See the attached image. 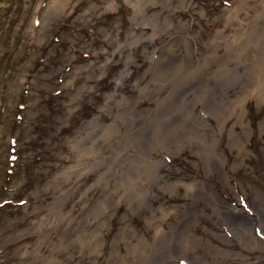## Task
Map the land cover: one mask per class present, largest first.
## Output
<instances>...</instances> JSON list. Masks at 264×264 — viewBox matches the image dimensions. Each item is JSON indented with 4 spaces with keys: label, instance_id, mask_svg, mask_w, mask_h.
<instances>
[{
    "label": "rangeland",
    "instance_id": "1",
    "mask_svg": "<svg viewBox=\"0 0 264 264\" xmlns=\"http://www.w3.org/2000/svg\"><path fill=\"white\" fill-rule=\"evenodd\" d=\"M111 1L113 8L106 0H0V264H94L88 252L79 256L73 241L85 226L81 227L79 220L83 222V215L103 197L95 184L108 161L109 136L116 129L114 117L120 109L117 102L123 97H136L137 82L142 85L147 81L142 73L152 61V51L160 42H168L174 31L157 33L141 20L131 24V0ZM161 1L144 5L146 18L169 13L168 9L162 11ZM186 5L169 16L174 22L180 19L189 24L183 33L191 45L194 67L197 58L225 53L229 43L238 47L242 41L232 42L231 36L234 28L241 26L239 22L257 20L262 24L258 33L263 34L257 37H264V0H189ZM235 6L240 9L238 23L226 26L224 19ZM250 29L247 26L238 34ZM154 32L157 34L152 36ZM215 33L221 44L213 49L208 44ZM259 53L258 45L241 53L243 60L235 65V78L217 97L227 105L231 99L244 97L243 116L237 115L236 107L224 115L219 127L216 123L221 108L217 106L219 114L213 115L195 107L208 122L204 121L205 132L215 133L220 140L218 150L224 152L227 183L217 181L215 173L202 171L194 154L195 143L185 144L180 150L172 146L159 155L163 163L158 172L161 182L194 178L211 181L223 199L218 209L237 221L247 215L257 222L253 191L264 198V97L257 103L249 98L248 90L245 93L246 87L253 86L255 92H264L263 82L257 83L262 75ZM156 56L153 54L154 60ZM217 62L211 60L209 68L216 67ZM165 93L163 90L159 95ZM153 100L149 94L139 106L150 105ZM92 121L96 127H91ZM241 122L247 125L245 137ZM184 134L189 136L188 132ZM82 137V147L90 150L85 158L75 148ZM240 139L246 141L245 151L238 156L233 143L237 145ZM130 150V156L125 152L127 162L134 157ZM102 153L107 161L102 162ZM151 187L146 197L156 203L134 213L126 210L127 220L134 216V227L148 231L147 235L153 229L145 217L153 213L158 216L162 209L167 213L173 207L182 208L190 201L182 186L177 187L180 194L160 190L155 184ZM193 202L199 208V221L193 229L202 244L194 250L200 259L195 263L190 257H181L174 260L175 264H242L245 260L264 264V251L251 248V242L239 243L210 207ZM123 207L121 211H125ZM173 213L172 209L163 226L173 220ZM67 214L76 218L67 220ZM121 218L117 214L110 223L99 218L104 225L101 231L108 236L106 243L117 242L115 250L102 248L101 264L105 251L123 254V239H136L134 231L126 226L131 227L132 219L128 222ZM122 226L128 230L120 234ZM98 229L94 230L92 224L84 228L86 233ZM218 234L227 240H221ZM252 236L264 240L258 225L252 227ZM211 248L222 250L221 254Z\"/></svg>",
    "mask_w": 264,
    "mask_h": 264
},
{
    "label": "bare ground",
    "instance_id": "2",
    "mask_svg": "<svg viewBox=\"0 0 264 264\" xmlns=\"http://www.w3.org/2000/svg\"><path fill=\"white\" fill-rule=\"evenodd\" d=\"M175 1H178V3L173 5ZM175 1L162 0V11L168 9L169 13L164 15L161 12L154 19L145 17L144 5L147 7L151 4H157L156 0L130 1L132 7L131 24L137 25V22L141 20L157 33L160 31L166 32L170 29L174 31L173 33L170 32L168 42H160L158 47L152 51L149 58L152 61L149 62L147 69L142 73V78L147 77V81L142 85H140V80L137 82L136 97L134 99L123 97L121 102H117L120 109L116 111L117 114L114 117L116 129L109 136V138L111 136L112 138L109 140L108 161L105 154L102 153L103 158L101 160L102 162L106 160L107 163H104V171L101 172V177L95 184L100 189L97 190L102 192L103 197H101L99 203L93 204L91 209L83 215V222L79 220L81 227L85 226L81 228L77 240L73 241L76 244L79 256L88 252V255L92 257L91 262L94 264H101L102 251L104 250L102 248L107 246L115 250L117 243L115 240L106 243L108 236L101 231L104 225L99 222V218L101 217V220L110 223L111 219L118 214L123 220H127L126 210L134 213L143 209L145 205L150 208L152 203H156V201L150 203L151 200H147L146 197L152 189V184L158 185L160 190L176 191L178 194L181 191L177 187L182 186L184 195L190 201L184 203L182 208H171V210H174L173 220L167 223V227L163 226V223L166 222V216L171 210L164 213L162 209L158 216L153 213L150 217H145L146 224L153 229L150 235H147L149 232L141 229L138 225L134 227V219H132L134 216L129 217L127 221L129 222L132 219V224L131 227L128 224L126 226L134 231L136 239H123V241H126L123 254H118V251L116 253L112 251L106 253L105 251L104 264H175L174 260L181 257H190L193 262L198 263L200 258L194 250L197 245L202 244L200 236L193 229L194 223L199 221V208L193 200L200 201L210 207L220 219L221 224L225 225L226 229L239 243L248 244L251 242V245L253 244L251 248L264 251L263 238L258 239L252 236L254 225H258L260 232L264 234V198L257 190L253 191L255 207H253V213L258 215L259 220L254 222L246 215L237 221L230 217L227 212L218 209V205L223 203V199L211 181L194 178L188 182L183 179L176 182L167 180L161 182L158 177L159 169L163 165L159 155L162 154L163 149H171L174 146L176 150H180L185 144L195 143L197 148L194 154L199 160V167L202 171L215 173L217 181L227 183L223 163L224 152L222 149L218 150L220 140L215 133L207 134L205 132L206 123L208 122L197 114L195 107L200 108L205 114L210 113L213 115L219 114V111H216L217 106L221 108L216 123L219 127L224 115L234 112L236 107L239 108L237 115L243 116V105L246 100L244 97L229 100V106L223 104L224 99L218 101L217 97L222 95L223 88L235 78V65L236 63L240 64V61L243 60L241 53H244L251 46H259L260 60L258 59V62L260 61V64H262L259 68L262 75L257 83L263 82L262 84H264V37H257V35H263L258 33V29L262 24L257 20L250 23H238L236 20L240 9L235 6L231 12L232 14L224 19V24L230 27L235 23L241 25L234 28V33L231 36L233 38L232 42L238 39V41H242L241 44L235 48L234 45L229 43L222 55L212 52L203 56L200 53L203 59L199 60L197 58L196 67H194L191 65V45L187 40V35L183 33V30L190 28L189 24L182 22L180 19L174 22L169 16L176 8H184L186 4L188 6L189 0ZM106 2L109 4V8L115 6L111 0H106ZM243 25L252 30L238 34V30L245 28ZM157 33L154 32L152 36ZM130 34L135 35L132 30H130ZM222 40L227 41L224 38ZM220 44L215 33L208 46L215 49ZM206 48H208L207 45ZM153 54L157 55L155 60L152 57ZM206 58H210V60L206 61ZM211 60L212 62L218 61L217 66L212 69L209 68ZM259 87H262V85ZM253 88L255 86L249 89L246 87L245 93L248 90L249 98L253 97L257 103H261L264 92L257 93ZM163 90L166 93L163 96L159 95V92ZM149 94L154 97L153 102L150 105L139 106L143 98ZM93 126L96 127L94 121L91 122V127ZM240 126L245 137L247 125L241 122ZM185 132H188L189 136H185ZM230 135H233L232 132ZM83 139L85 137H82L75 144V148L81 157L85 158L90 154V150L82 147ZM245 142L240 139L237 145L233 143V148L235 147L238 156L245 151ZM129 150L134 153V155L132 154L134 157L127 162L126 159L131 155ZM125 152H129L128 157ZM154 153H157V156L154 157ZM91 196V198H94L93 195ZM122 204H124L125 211H121ZM64 216L67 220L76 218L75 215L67 214ZM91 224L94 230L99 228V231L86 233L84 228H88ZM128 229L122 226L119 228L118 233L123 234ZM218 236L221 240H227L222 234H218ZM96 240L101 242L96 244ZM247 248L250 247L247 246ZM211 249L216 254H221L220 251L222 250ZM242 264L254 263L245 260Z\"/></svg>",
    "mask_w": 264,
    "mask_h": 264
}]
</instances>
